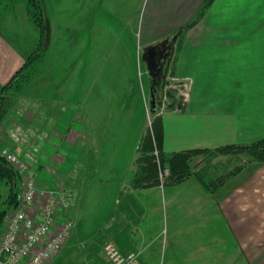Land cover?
Masks as SVG:
<instances>
[{
  "label": "rangeland",
  "instance_id": "1",
  "mask_svg": "<svg viewBox=\"0 0 264 264\" xmlns=\"http://www.w3.org/2000/svg\"><path fill=\"white\" fill-rule=\"evenodd\" d=\"M26 1L0 0V9L5 7V14L14 6L17 19L11 23L15 33L27 43H22V49L25 50L34 44V21L29 18ZM42 1L45 18L49 19L51 27L50 44L46 48L43 47L44 32L41 26L38 27V44L25 58L26 60L31 57L34 60L32 64L28 63V68L31 66L29 74L21 80V89L18 90L15 100L0 118V156L2 149L8 148L18 152L28 164L27 169L19 174L17 199L21 198L29 176L36 175L38 184L48 188V166L42 175L37 173L36 167L42 165L41 160L44 162L48 159L49 148L52 153H56L60 148L53 160L62 175H65L63 172L67 169L78 165L82 160L81 152L86 154L82 165L87 161L90 162L89 165L92 164V145L96 128L91 116L94 98H100L99 107L96 108V118L100 121V127L96 128V138L100 148L105 143L106 150L116 149L117 143H126V146L123 144L126 150L131 147L133 153H145L144 150L149 147L148 142L143 141L142 150L139 149L140 142L143 136L153 129L154 118L161 114L160 110L153 113L150 111L151 78L141 57L145 46L140 43L139 20L144 0ZM5 14L3 16L7 18L6 24L9 25L13 16L11 14L10 20L9 12ZM1 28V32L8 35L5 34L4 24ZM172 36L171 34L167 38L171 39ZM109 54L119 56L117 61H99ZM172 68L170 63L165 74L167 82H186L175 77ZM97 71L102 76L95 79ZM189 87L188 101L191 99L192 83ZM170 89L169 85L163 84L160 91L161 103L171 101L166 94L171 92ZM86 115L88 117L84 124L78 123L80 117ZM16 126L20 127L18 133L26 142L21 143V146L11 145L14 134L12 130H16ZM76 132L84 133L83 137L78 138ZM154 147V159L157 165L161 166L157 172V181L162 184L165 182L166 197H157L159 204H156L157 212L153 217L157 227L148 235L149 245L144 255H140L141 261L144 264H251V257L238 247L223 216L218 215L213 208L208 209L207 202L211 203L215 197L231 190V185L252 179L255 176L254 166L248 163V166L238 176L231 178L217 194L201 190V196L194 199L190 196V182L178 186L167 181L170 169L167 164L162 167V154L157 150L156 144ZM35 152L39 155L38 158L35 157ZM162 152L165 158L172 154L165 153L163 149ZM29 153L32 156H29ZM126 154L128 155L127 152ZM227 157L197 154L188 159L197 169H203L209 162L210 166L219 164L220 168L225 161L229 168L240 163ZM125 160L124 155L118 157L115 165L128 164ZM50 167H53L52 163ZM189 179L197 182L193 174ZM260 179V176L258 179L255 176L254 180L258 184ZM52 184L54 188L61 187L58 181H53ZM8 192L9 184L4 185L1 182L0 201L7 197ZM167 192L176 194L171 199ZM4 203H1V208ZM16 207L17 204L8 210L2 221L0 239ZM65 218L67 217L61 219L58 216V223ZM56 227L55 229H58ZM74 228L75 226L72 230ZM99 228V221L94 219L82 222L79 232L83 241L77 243L78 240L71 236L69 242L63 245L64 249L62 247L63 260L57 264H110L103 256V247L106 242L112 241L104 242L102 248L92 244L101 233ZM137 234L139 237L140 232Z\"/></svg>",
  "mask_w": 264,
  "mask_h": 264
},
{
  "label": "crops",
  "instance_id": "2",
  "mask_svg": "<svg viewBox=\"0 0 264 264\" xmlns=\"http://www.w3.org/2000/svg\"><path fill=\"white\" fill-rule=\"evenodd\" d=\"M203 2L144 0L139 20L140 43L147 46L173 35L196 17ZM5 12V7L0 9V93L1 87L20 69L28 53L38 44L39 34L38 26L32 21L34 44L28 49L26 47V50L22 49L25 42L15 33L11 23L17 19L14 6L8 11L10 20L13 16L9 25L3 16ZM26 18L28 20L27 15ZM3 24L8 35L1 32ZM170 53L175 77L192 83V90L191 99L185 101L181 109L172 104L158 115L165 153L249 143L264 137V0H214L204 16L178 36ZM118 57L109 54L99 61H117ZM99 71L95 79L102 76ZM99 100V97L94 98L92 104L91 116L96 128L100 127V121L96 118ZM87 117L81 116L78 123L84 124ZM19 128L16 126V130H12V146L26 144L18 133ZM96 128L91 165L88 161L82 165L86 154L81 152L82 160L78 165L67 169L62 175L53 160L60 148L56 153L49 148L48 159L44 162L41 160L42 165L37 168V173L42 175L48 166V189L55 187L53 181H58L61 186L58 188L66 193L67 206L60 208L58 216L71 219L75 226L66 244L71 236L81 243L80 224L94 219L99 221L101 233L92 244L102 248L104 242L112 241L122 253L138 252V260L144 264L140 255H144L149 245L148 235L157 227L153 217L157 212L156 204H159L157 197H166L165 182H135L133 161L136 153L131 147L126 150V143H117L116 149L108 150L103 143L100 148ZM76 134L78 138L84 135L81 132ZM28 155L32 156L30 153ZM123 155L128 164L115 165L116 159ZM35 157H39L36 152ZM50 162L54 168L50 167ZM248 165L254 166L256 179L261 177L258 184L254 176L245 183L231 185V190L215 197L211 203L207 202V208H213L223 216L238 247L251 257V264H264V162H250ZM190 176L172 184L180 186L190 182V196L197 199L201 196V190H207L196 178L197 182L190 181ZM231 178L215 191L207 192L217 194ZM175 194L167 192L171 199ZM137 232H140L139 237ZM63 249L47 264L62 261Z\"/></svg>",
  "mask_w": 264,
  "mask_h": 264
},
{
  "label": "trees",
  "instance_id": "3",
  "mask_svg": "<svg viewBox=\"0 0 264 264\" xmlns=\"http://www.w3.org/2000/svg\"><path fill=\"white\" fill-rule=\"evenodd\" d=\"M213 1L214 0H204L198 13L196 14L195 19L173 34V36H175V39L172 40L171 38L172 47L176 43L178 36L183 33L184 29L196 23L198 19L204 15L206 9ZM26 8L29 16L34 21V23L38 27L41 26V28L43 29L45 37L46 13H44V2L42 0H27ZM170 56L171 53L163 65L160 79H158L155 83L157 109L160 105V91L164 83L169 85L171 88V92L168 91L166 93L171 99V101L168 102L169 108L172 106V103L176 101V89L172 86L173 84L171 82H167V80L165 79L166 71L169 69L171 63ZM33 61L34 60L31 57L27 58L20 69H18V71H16V73L10 78V80L1 87L0 105H2L3 108L0 113V118L15 100L18 90L21 89V80L25 78L27 74H29V68L31 66L28 68V65L32 64ZM159 121V116L154 118L152 122L153 129H150L143 136L142 141L140 142V150H142L141 147L143 141L148 142L149 147L144 150L145 153L138 152L134 158V177L135 182L137 183L142 182L143 184H147L158 182L157 172L161 166H158L156 160L154 159L153 150L155 148V144L157 150L162 154V167H165V164H167L170 169V174L166 178L168 182L176 183L193 174L198 182L202 185V187L210 192L215 191L228 179L235 176L248 163L252 161H264V137L249 143H231L215 148H194L189 150L175 151L169 157L165 158L162 152V129ZM197 154H204V156L210 157L225 155L229 158H233L235 161H240V163L236 164L232 168H229V165L227 166V162L225 161V163L222 165V168H220L219 164H215L214 167H212L210 166L211 164L209 162L208 166L204 167L203 169H197L196 166L192 165L188 159L190 156ZM12 169H14V171L16 172L15 175L13 174ZM19 174L20 173L16 168L10 166L6 162V160L2 156H0V183L2 182L4 183V185L9 184V192L7 194V197L1 199L0 201L1 203L5 202L2 208L0 203V229L2 221H4L8 210L13 208L19 201V199H17V194L19 191Z\"/></svg>",
  "mask_w": 264,
  "mask_h": 264
},
{
  "label": "built area",
  "instance_id": "4",
  "mask_svg": "<svg viewBox=\"0 0 264 264\" xmlns=\"http://www.w3.org/2000/svg\"><path fill=\"white\" fill-rule=\"evenodd\" d=\"M189 85L187 81L179 84L184 102L189 97ZM159 110L161 113L166 110V103L162 102ZM1 154L20 174L27 169L28 164L18 152L3 148ZM66 206L64 191L45 189L35 175L29 176L0 239V264H47L62 248L74 226L69 218L58 223L60 208ZM138 255L135 251L122 253L113 242H106L103 247V256L110 264H141Z\"/></svg>",
  "mask_w": 264,
  "mask_h": 264
},
{
  "label": "water",
  "instance_id": "5",
  "mask_svg": "<svg viewBox=\"0 0 264 264\" xmlns=\"http://www.w3.org/2000/svg\"><path fill=\"white\" fill-rule=\"evenodd\" d=\"M175 39V36L172 37V40ZM51 40V27L49 19L45 18V37L43 47L46 48L49 46ZM171 50V40L169 38H165L158 43L150 44L144 47L142 53V60L146 64V68L148 74L151 78V87H150V100L149 106L150 111L153 113L156 111V88L155 83L162 74V69L165 61L170 55ZM178 102L177 107L182 108V96L179 94L177 96ZM3 106L0 105V113L2 111ZM13 174L15 175V171L12 169Z\"/></svg>",
  "mask_w": 264,
  "mask_h": 264
}]
</instances>
